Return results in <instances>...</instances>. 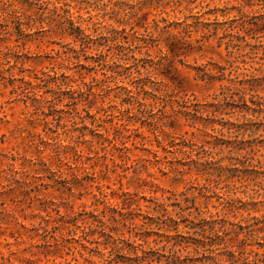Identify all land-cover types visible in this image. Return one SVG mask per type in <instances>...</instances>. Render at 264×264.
I'll use <instances>...</instances> for the list:
<instances>
[{
	"label": "rangeland",
	"instance_id": "obj_1",
	"mask_svg": "<svg viewBox=\"0 0 264 264\" xmlns=\"http://www.w3.org/2000/svg\"><path fill=\"white\" fill-rule=\"evenodd\" d=\"M258 3L0 0V264H264Z\"/></svg>",
	"mask_w": 264,
	"mask_h": 264
},
{
	"label": "trees",
	"instance_id": "obj_2",
	"mask_svg": "<svg viewBox=\"0 0 264 264\" xmlns=\"http://www.w3.org/2000/svg\"><path fill=\"white\" fill-rule=\"evenodd\" d=\"M258 5H260L259 10L256 15L248 16V15H243L242 17L239 18L241 20L240 26H234L232 23H230L227 27L224 28L223 35L219 37L220 41H223L225 39H228L226 42V45L230 46L231 44L233 45V39L236 38L240 41H246L248 37L250 38H264V0H258ZM236 19L232 20L234 22ZM227 22V21H226ZM225 22V23H226ZM201 21H197L196 25L200 24ZM206 26L204 29H207L208 32H210V35H217L216 32H218L219 29V22H217V26L214 27L213 29L208 28L210 24L204 23ZM238 27V28H237ZM237 29V30H236ZM244 31L245 34L242 35L240 32ZM216 33V34H215ZM260 106V104H258ZM174 224L177 226L179 225L178 220L171 219ZM218 222L216 220H206L202 219L199 223L198 226L200 228V233L204 237L206 233L213 232L214 235L222 241V236L219 234V231L216 229V225ZM200 244L202 247H205L207 243L205 240H199ZM216 242L221 244V242ZM214 243H210L209 245L212 246ZM209 250V249H207ZM215 249H212L211 251H214ZM218 254V253H217ZM220 254V253H219ZM215 257V256H212ZM238 261V260H237Z\"/></svg>",
	"mask_w": 264,
	"mask_h": 264
}]
</instances>
